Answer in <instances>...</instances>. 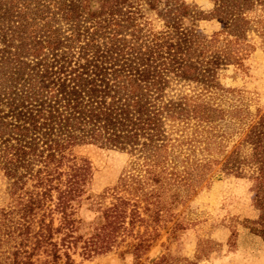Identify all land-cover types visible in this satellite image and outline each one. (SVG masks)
<instances>
[{
    "label": "trees",
    "instance_id": "trees-1",
    "mask_svg": "<svg viewBox=\"0 0 264 264\" xmlns=\"http://www.w3.org/2000/svg\"><path fill=\"white\" fill-rule=\"evenodd\" d=\"M207 1L144 0L156 31L135 0H0V264L112 251L173 264L147 253L189 226L186 203L218 174L251 182L259 214L243 225L264 241V114L220 84L245 58L218 37L264 49V0ZM199 20L218 35L197 39ZM86 145L128 161L81 231L92 167L75 150Z\"/></svg>",
    "mask_w": 264,
    "mask_h": 264
},
{
    "label": "rangeland",
    "instance_id": "rangeland-1",
    "mask_svg": "<svg viewBox=\"0 0 264 264\" xmlns=\"http://www.w3.org/2000/svg\"><path fill=\"white\" fill-rule=\"evenodd\" d=\"M135 1L139 3L135 8L136 14L149 18L152 28L160 30L161 22L146 11L144 0ZM181 1L202 11L209 8L207 0ZM219 29L214 20H199L194 25V35L197 39L208 38L218 35ZM218 37L222 44L229 46L234 56L245 58V69L227 67L219 76L220 84L239 91L242 102L251 112L257 110L264 114V49L255 38L238 41L223 35ZM75 152L86 157L92 167L91 198L82 201L76 209V216L82 222L81 231H85L89 224L96 221L95 204L104 201L100 195L115 184L128 157L124 152L93 145L81 146ZM2 192L3 186L0 185V207L4 203ZM186 204L189 210L181 216L189 219V226L167 237L161 232L160 238L147 253L149 259L165 254L173 264H264V241L243 225L244 220H255L259 214L252 205L249 180L232 175H215ZM181 210L178 208L176 213ZM205 241H210V244ZM73 259L78 264H131L129 256L120 258L113 251L86 260L74 255ZM181 259L187 263L181 262Z\"/></svg>",
    "mask_w": 264,
    "mask_h": 264
}]
</instances>
